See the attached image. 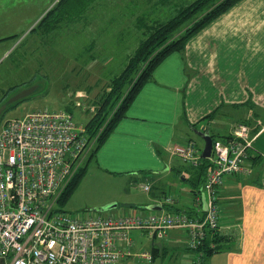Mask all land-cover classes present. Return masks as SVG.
Instances as JSON below:
<instances>
[{
  "label": "crops",
  "instance_id": "obj_1",
  "mask_svg": "<svg viewBox=\"0 0 264 264\" xmlns=\"http://www.w3.org/2000/svg\"><path fill=\"white\" fill-rule=\"evenodd\" d=\"M59 1L45 8L37 25ZM122 2L125 1L106 0L110 7L116 3L117 9ZM104 4L105 0L95 3L80 20L85 25L80 26L88 27L89 20H93L90 14L98 9L102 11ZM7 39L16 38L0 41ZM20 41L17 46L25 39ZM240 123L249 125L255 135L246 163L252 172L225 178L219 189L222 226L218 234L225 238L224 248L209 264H264V0H240L193 36L184 52L168 56L140 91L127 117L119 122L95 157L85 163L88 166L96 159L98 168L115 176L131 179L140 174L142 177L137 176V181L143 183L141 186H150L148 192L140 188L146 193L152 192L155 183L162 184L163 194L146 204L144 210L134 213L132 207L138 204L126 203L130 209L115 207L106 213L146 215L152 211L150 207L157 205L162 209L163 205L172 207V213L186 212L191 216L201 213L204 207H197L195 202L194 168L168 149L175 143L195 141L194 134L198 135L201 127L209 128L210 134H222L225 140ZM175 158L184 166H176ZM173 174L191 183V191L170 188L166 179ZM134 233H138L140 240L151 241V248L145 251H152L158 245L163 247L164 255L169 248L182 243L193 259L183 254V262L176 264L197 261V254L189 249L182 230L171 229L163 239L152 238L146 231H132L133 252H138L142 249L138 250L139 240L133 238ZM127 260L131 258L122 259L119 264Z\"/></svg>",
  "mask_w": 264,
  "mask_h": 264
},
{
  "label": "built area",
  "instance_id": "obj_2",
  "mask_svg": "<svg viewBox=\"0 0 264 264\" xmlns=\"http://www.w3.org/2000/svg\"><path fill=\"white\" fill-rule=\"evenodd\" d=\"M83 97L78 95L76 107L90 112ZM94 140L66 110L32 111L2 125L0 264H119L132 257L151 263L152 252H133L131 232L163 239L171 229L186 233L189 249L197 254L195 264H202L199 249L222 226L220 187L229 176L252 172L246 167L255 140L252 128L240 123L231 137L214 140L205 183L195 197L197 207L204 208L195 216L159 211L71 216L57 210L66 186L92 154ZM168 150L191 168L201 166L202 151L194 141L175 143Z\"/></svg>",
  "mask_w": 264,
  "mask_h": 264
},
{
  "label": "rangeland",
  "instance_id": "obj_3",
  "mask_svg": "<svg viewBox=\"0 0 264 264\" xmlns=\"http://www.w3.org/2000/svg\"><path fill=\"white\" fill-rule=\"evenodd\" d=\"M55 1L0 0V40L17 37L0 41V109L7 105V110L0 118V130L10 119L23 118L29 112L44 109L51 112L69 110L74 122L79 127H85L97 114L99 108L97 100L102 93L107 92L108 83L124 71L139 45L151 35L150 23L144 26L142 31H138L134 25L135 18L145 16L149 20L161 19L163 22V17L169 18L172 14L163 13L162 1L167 0H150V4L149 0H146L144 5H142L144 0H141L138 8L125 1L124 4L121 3L119 9L116 3L110 7L105 0L102 11L98 9L90 14L93 15V20H89L88 27H83L85 23L80 21L79 24L62 25L49 36L30 33L45 8ZM191 1L171 0L169 3L181 7ZM175 15L176 13L172 16ZM21 39L25 41L17 46ZM25 90L31 91L30 98L9 107L11 105L9 101ZM79 94L86 98L90 112L85 113L76 107L75 100ZM82 101L84 102V99ZM202 129L204 128L201 127L198 131ZM211 135L215 140L224 138L221 137L222 134ZM97 137L94 140L95 145ZM193 138L203 152L205 147L203 138L196 134ZM91 161L79 186L66 202L59 201L56 204L57 210L71 216L88 215L97 213L98 207L113 202L121 209H130L126 203L138 204L132 207L134 213H137L154 198H158V194H163L162 184L159 186V183H155L152 192L146 193L141 190L143 183L137 181V176L142 177L140 174L131 179L128 176H115L98 168L96 159ZM174 161L176 166H184L180 159L175 158ZM166 181L174 190L191 191V183L182 181L176 174L170 175ZM171 208L165 206L162 210L165 214L172 213L174 210ZM133 236L134 239H138L139 235L134 233ZM138 240V250L145 251L151 248L152 244L148 238ZM222 252L205 256L203 264H209L211 258ZM183 254L191 255L193 259L191 251L180 243L175 248H169L164 255L154 256L151 263L132 257L121 264H176L183 262Z\"/></svg>",
  "mask_w": 264,
  "mask_h": 264
},
{
  "label": "trees",
  "instance_id": "obj_4",
  "mask_svg": "<svg viewBox=\"0 0 264 264\" xmlns=\"http://www.w3.org/2000/svg\"><path fill=\"white\" fill-rule=\"evenodd\" d=\"M99 0H60L32 30L42 35H49L65 23H75L86 16L89 9H93ZM128 4L137 6L139 0H122ZM171 0L163 1V13H172L169 18L162 20H149L142 16L135 18L134 25L138 31L149 24L151 35L139 45L124 71L108 83V90L102 93L97 102L99 105L97 114L86 124V131L96 145L90 159L95 157L98 149L106 142L120 121L127 117L128 111L143 87L151 81L156 68L171 54L185 51L189 40L208 26L213 20L224 14L240 0H192L185 6H172ZM124 4V2H122ZM150 12V11H149ZM176 13L175 16H172ZM170 15V14H169ZM17 38V37H11ZM26 99L19 100L12 107ZM8 107V108H9ZM7 110V109H6ZM5 110V111H6ZM69 112V110H67ZM71 113V112H70ZM209 118V117H206ZM104 127V128H103ZM213 137V135H211ZM214 139V137H213ZM215 140V139H214ZM88 158V159H89ZM88 161V160H87ZM87 163V162H86ZM209 160L202 159L201 166L194 168L192 174L195 181V196L200 192L206 179ZM87 164H85L73 177L64 190L60 202H66L74 189L79 186L81 179L85 176ZM164 207L167 205H163ZM178 212V211H177ZM224 237L218 233H209L204 244L199 249L202 257L219 253L223 250ZM216 244L215 248L212 245ZM154 256L162 252L163 247L158 245L152 247ZM203 262V259H202Z\"/></svg>",
  "mask_w": 264,
  "mask_h": 264
},
{
  "label": "water",
  "instance_id": "obj_5",
  "mask_svg": "<svg viewBox=\"0 0 264 264\" xmlns=\"http://www.w3.org/2000/svg\"><path fill=\"white\" fill-rule=\"evenodd\" d=\"M30 94H31L30 90H25V91L17 94L9 102H10V104H13V103H15V102H17L19 100L28 98L30 96ZM6 109H7V105L3 106L0 109V118H1L2 114L5 112ZM197 133L205 141V147H204V150H203L201 156H202L203 159H208V158L211 157L212 148H213V142H214V139H213V137L210 134V129L209 128L202 129L201 131H198ZM115 207H117V204L116 203H112V204H109V205H106V206H103V207H98L96 209V211L98 213H105V212H108V211L114 209ZM149 210L160 211V210H162V207L159 206V205L152 206V207L149 208Z\"/></svg>",
  "mask_w": 264,
  "mask_h": 264
}]
</instances>
